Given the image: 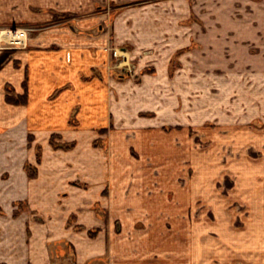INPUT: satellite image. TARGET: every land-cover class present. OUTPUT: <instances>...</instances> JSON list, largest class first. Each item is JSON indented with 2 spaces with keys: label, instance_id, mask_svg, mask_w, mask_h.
<instances>
[{
  "label": "crops",
  "instance_id": "0c3cea01",
  "mask_svg": "<svg viewBox=\"0 0 264 264\" xmlns=\"http://www.w3.org/2000/svg\"><path fill=\"white\" fill-rule=\"evenodd\" d=\"M107 1L0 0V264H264V0Z\"/></svg>",
  "mask_w": 264,
  "mask_h": 264
},
{
  "label": "rangeland",
  "instance_id": "374dc122",
  "mask_svg": "<svg viewBox=\"0 0 264 264\" xmlns=\"http://www.w3.org/2000/svg\"><path fill=\"white\" fill-rule=\"evenodd\" d=\"M125 5H115L113 2L107 1L106 4H104L103 8H102V14H103V23L101 25L102 29L105 30V34H108V39H110V41L112 42V36H113V31H112V23H113V18H114V14L116 12H118L120 10L121 7H124ZM117 14V13H116ZM115 14V15H116ZM68 16H65L66 18H63V15L61 16L60 14L56 15L53 18V23H60V21L63 22V20H69L71 18H68L69 16L72 17V15L67 14ZM66 22V21H65ZM38 26H30V25H24V24H20L16 27H12V26H5V27H1L0 28V38L3 39V42L5 43L6 47H11L14 46L16 48H26L24 46H19V45H13L10 43V39L8 37V35H10L9 33H5L3 32V30H10L11 31H15V29H27L28 31V38L26 40V44H28V39L30 34L35 31L37 29ZM13 29V30H12ZM2 32V33H1ZM110 42V61L111 63H109V66L107 69H109V71H112L113 74L119 78L121 77H127V78H131V79H136L135 78V74H134V66H133V62L130 59V55H129V46H116L113 45V43ZM108 145L109 143H107L105 146H103V148L106 150H108ZM229 176H226L224 178L223 181L219 182L220 184H224V181L227 182V184H231V180L228 178ZM228 179V180H226ZM108 257H110V253L108 252ZM107 257V258H108ZM63 262H67L70 263V260H64ZM104 264H106L105 259H104Z\"/></svg>",
  "mask_w": 264,
  "mask_h": 264
},
{
  "label": "trees",
  "instance_id": "16d2710c",
  "mask_svg": "<svg viewBox=\"0 0 264 264\" xmlns=\"http://www.w3.org/2000/svg\"><path fill=\"white\" fill-rule=\"evenodd\" d=\"M6 101L11 104H25L27 101V95H17L14 94L13 90L11 88H6ZM58 147H66L68 148L69 146H63L60 145ZM35 169V170H34ZM28 174L30 177L35 176V171L36 168H31L30 166H27Z\"/></svg>",
  "mask_w": 264,
  "mask_h": 264
},
{
  "label": "built area",
  "instance_id": "2783aa9c",
  "mask_svg": "<svg viewBox=\"0 0 264 264\" xmlns=\"http://www.w3.org/2000/svg\"><path fill=\"white\" fill-rule=\"evenodd\" d=\"M13 30V29H12ZM5 33H9L8 37L12 40H10V43L13 45H19V46H24L26 47V40L28 38V31L27 29H15V31L10 30H3ZM2 33V32H1Z\"/></svg>",
  "mask_w": 264,
  "mask_h": 264
}]
</instances>
